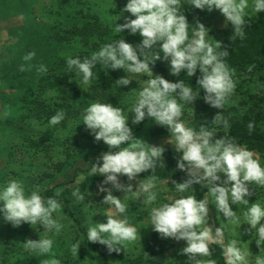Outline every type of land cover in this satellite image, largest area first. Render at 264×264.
<instances>
[{
    "label": "clouds",
    "instance_id": "clouds-1",
    "mask_svg": "<svg viewBox=\"0 0 264 264\" xmlns=\"http://www.w3.org/2000/svg\"><path fill=\"white\" fill-rule=\"evenodd\" d=\"M184 4L201 11L218 10L225 18L224 27L232 26L231 39L244 38L245 17H251L249 10L264 12V0H127L123 12L130 16L123 24H115L114 29L118 33L128 30L132 35L139 34V44L133 46L120 38L103 45L90 58H66L67 69L75 70L79 77L76 83L80 88L97 81L94 71L97 64L104 69L124 71L126 75L116 80V88L127 87L133 81L139 85V90L132 91L135 99L127 114L120 107L99 101L91 103L81 113L82 124L90 134L97 142L103 141L109 147L107 152L96 158L90 170L91 176L103 177L97 194H104L100 205L107 206V210L102 213L97 207L100 205L91 201L85 205V209L91 212L86 238L88 243L106 246L109 254L119 253L122 245L137 238V228L129 222L126 214L127 200H137L145 206L154 205L157 201V177L150 175L139 179V176L149 170L154 171L156 161L163 159L165 148L149 145L134 136L128 125L129 113H133V125L151 118L168 130L170 138L166 143L179 154L176 168L187 176L182 182L172 181L176 197H169V202L151 207L152 230L162 239L185 241L182 254L188 258V264H216L209 258L210 244L222 248L224 264H251L250 252L240 246V240L232 239L225 243V227L213 230L209 226V205H214L217 213L223 214L227 220L225 225L239 228L247 224L253 230L256 246L264 252V205L258 201L250 204L248 199L252 196L249 184L264 186V166L246 145L215 134L218 126L225 129L230 126L220 110L236 87L234 69L223 59L229 55L228 51H217L222 45L209 36L210 30L199 22L195 26L188 23ZM35 55L34 51L30 52L23 60L29 62ZM157 61L167 62L173 76L186 72L190 78L199 71V90H194L184 80L170 82L161 75H154L152 67ZM24 70L22 65L20 71ZM38 71L46 74L47 67L41 65ZM200 90L204 92V103L219 111L210 126L200 125L197 131L187 126L182 117L184 105L200 98ZM65 118L66 113L61 109L48 123L56 126ZM248 128L251 132L254 124L249 123ZM120 177L137 183H121ZM84 181L86 177L81 175L77 184ZM194 185L207 188L202 199L196 197ZM114 190L124 193L123 198L114 196ZM71 195L77 203L85 201L81 187H76ZM238 205L245 206L243 222L238 211L232 209ZM62 207L57 198L42 196L39 188L27 191L18 179H10L0 185V219L13 227L27 223L35 226L33 228L41 225L42 233H59L63 225L54 214H58ZM98 212L107 218L106 223L93 222L92 218ZM53 245L54 239L48 235L23 243L26 251L40 256L50 254ZM80 247L79 241L72 244L73 256L77 257ZM53 264L59 262L53 261ZM256 264H264V260H257Z\"/></svg>",
    "mask_w": 264,
    "mask_h": 264
},
{
    "label": "rangeland",
    "instance_id": "rangeland-1",
    "mask_svg": "<svg viewBox=\"0 0 264 264\" xmlns=\"http://www.w3.org/2000/svg\"><path fill=\"white\" fill-rule=\"evenodd\" d=\"M126 3L127 0H0V185L10 179H18L29 192L39 188L40 194L45 198L50 197L48 192L54 189L56 193L59 192V201L63 205L60 212L54 214L63 225L62 230L56 234L42 233L44 229L41 225L33 228L35 226L32 227L24 223L19 227H13L10 223L0 219V264H45V262L53 264V261H58L59 264H127L124 258L134 259L142 249L144 250L143 242L152 230L149 215L151 207L169 202V197L177 196L172 181L179 183L187 179L185 172L175 168L173 178L157 181L158 198L154 205L145 206L140 201L127 200L129 207L126 214L129 222L137 228V238L135 241L122 245L123 248L121 247L119 253L108 254L107 263L103 254L106 251L102 248L104 245L87 241L86 231L91 212L85 209V205L89 201L100 205L103 200L104 194H97L103 177L91 176L90 170L92 164L96 162V158L107 152L109 147L103 141L97 142L85 125L83 130L79 129L78 123H81V120L78 122L70 118L66 122L62 121L59 125L50 126L47 120L48 114L41 110H35L37 99L57 107L56 103L61 102L59 97H63V94H60L58 90L61 86L70 93L78 90L88 92L95 83L93 81L90 85L80 88L76 83L79 81V77L63 79V74L68 71L64 59L69 56L74 57L80 51L89 50V46H85L80 37L71 38L69 42L62 41L67 37L66 32L73 31L75 27H81L86 23V20L92 22L99 20L100 24L114 30L121 38H125V35L133 36V38H129V41L125 40L127 43L133 46L140 43L139 34L132 35L128 30L118 33L114 29L115 24H123L125 18L130 16L129 13L123 12ZM183 7L188 23L191 26H195L197 22L204 24L210 30L209 36L215 41L220 42L225 29H232L231 24L224 27L225 18L218 10L212 12L203 10L205 19L198 20L197 15L200 10L193 8L190 4H184ZM249 12L251 17H245L246 25L254 20L264 21V12L255 13L251 10ZM189 35L191 36V30H189ZM109 39L108 43H112L119 38L111 35ZM33 51L36 53L35 57L31 61L25 62L23 57ZM162 63L168 65L167 62ZM22 65L25 67L23 72L20 71ZM41 65L47 67L46 74L39 73L38 69ZM94 71L97 73L98 80L104 76L102 73L108 75V71L111 69H104L100 65ZM73 72L75 73V71ZM153 74L159 75L155 72ZM49 75H51L52 82H55V79L59 82L55 87L47 86L46 90L41 89L42 79ZM125 75L124 71L120 70L114 81L116 82ZM199 75L197 72L193 77L198 78ZM193 77H187L185 72L178 80H184L195 90L198 86L186 81L187 78L192 80ZM142 79L146 80L147 77ZM47 82L44 81L43 84H47ZM241 87L258 96L263 95L264 83L262 81L249 78L247 81L241 82ZM120 89L125 95V108L122 110L124 114H127L131 111L132 102L135 99L132 91L139 90V85L133 81L129 86H121ZM202 91L200 90V98L183 107L182 118L189 127H192L191 120L195 108L203 99ZM79 98L76 100L77 103L84 99L82 96ZM87 100L85 102L87 106L97 102L92 98ZM230 105L238 108L245 107L244 110L247 107L248 110L250 108L249 104L235 90L225 103L226 107ZM133 115V113H129L128 125L137 128L139 124L131 123ZM258 120L263 125L262 130L264 131V121L260 118ZM144 125L145 129L135 135L137 139L149 145L163 146L165 148L163 159L168 155L173 158L179 157L174 147L166 143L170 138L169 132V135L156 138L158 140L154 141V134L151 130L156 123L149 118L145 120ZM251 151L256 154V158L264 166V152ZM149 173H153V170H149L145 174L141 173L139 179L150 176ZM81 175L86 177V181L77 184ZM70 180L71 182L66 183ZM120 182L133 185L137 183V181H128L127 177H120ZM59 185L61 187H58ZM76 187H81V192L85 194L84 202L77 203L72 197L71 193ZM193 187L196 197L202 199L207 188L200 185ZM61 189L63 191H60ZM249 191L252 193V196L248 198L250 204L258 201L264 205V186L251 183ZM113 195L122 199L124 193L114 190ZM97 207L102 213L107 210V206ZM232 209L238 211L243 222L242 213L245 206H232ZM92 219L94 223H106L107 220L99 212ZM224 223H227V220L223 214L217 213L214 205H209L208 224L213 227V230L216 227H225V243L232 239L240 240L242 243L240 246L246 252H250L251 264H256L257 260H264V252H261V249L256 246L253 230H250L247 224L238 228L236 225H225ZM45 235L54 239L50 254L40 256L24 249L23 243L27 240H38L40 236ZM164 240L173 244L172 249L167 253L165 264H188V258L182 254V249L186 246L185 241H176L170 238ZM76 241L81 243L77 257L73 256L71 252V246ZM209 246H213L214 253L217 254V256L211 254L209 258L212 257L211 259L215 260L216 264H224L222 248L216 244Z\"/></svg>",
    "mask_w": 264,
    "mask_h": 264
},
{
    "label": "trees",
    "instance_id": "trees-1",
    "mask_svg": "<svg viewBox=\"0 0 264 264\" xmlns=\"http://www.w3.org/2000/svg\"><path fill=\"white\" fill-rule=\"evenodd\" d=\"M204 15L205 13L200 10V13L197 15V19H205ZM66 34L67 37L62 39V41L69 42L71 41V38L80 37L82 41H84L83 44L85 46H89L88 51H80L78 55L73 57L75 58L76 56H79L81 59L85 57L90 58L91 55H93L102 47L100 43L105 45V43L107 44L108 41H110L109 36L111 37V35H114L116 38H121V36L116 34L114 30H111L110 28L100 24L99 20H95L93 22L86 20L84 25L81 27H75L73 31H69L68 33L66 32ZM222 35L223 37L220 39L222 47L217 49V51H228L229 55L223 59L227 62L230 68L234 69L233 78L236 83L234 90L245 102H247V104H249L250 108L248 110L247 107V109L244 110L245 107L238 108L232 105L226 107L224 105L223 109L220 111L222 112L223 117L228 120L230 126L227 129H225L222 125L217 127L215 134L217 137L232 138L237 143L246 145L250 150H256L263 153L264 131L262 130L263 125L259 123L258 118L264 121V89L263 95L258 96L256 93H250V90H246L244 87H241V82L247 81L250 78L251 80H256L259 82L262 81V83H264V21L254 20L248 22L245 26L243 39H240L239 37L231 39L233 30L229 28L225 29ZM129 38H133V36L125 35L124 39L129 41ZM212 42L215 43V41ZM64 63L66 64V59H64ZM99 66V64L96 65V67ZM73 71L75 70H68L66 73H64L63 79L74 78L76 73ZM119 71L120 70L108 71V75L102 73L104 76L95 81L94 85L88 90V92H80L78 90L70 93L65 87L61 86L58 90L60 91V94H63V97H59L61 102L56 103L57 107L50 106L49 104H45L44 101H39L37 99L35 102V110H41V112L47 113V120L49 121V119L55 115L58 110L62 109L67 114L64 121L66 122L70 118L73 121L75 119L78 122L81 120V123H78V125L79 129L83 130L84 125L82 124L81 113L86 107H88L85 105V102L88 101L87 99L92 98L94 101L97 100L101 103H111L114 107H120L121 109L125 108V95L122 94L120 87H115L114 83ZM152 71L163 76L170 82H176L179 77L183 76L185 73L181 72L179 76H173L170 74L169 66L159 61H157L152 67ZM42 80L43 83L44 81L48 82L47 84L41 83V89H45L47 86L55 87L59 82V80L56 81V79L55 82H52L51 75L44 77ZM192 80L188 78L186 79V81L192 85L195 84L198 86L197 77H193ZM202 94L204 96L203 91ZM80 96L84 97V99L83 101L77 103L76 100H79ZM217 111L219 110L211 108L209 105L204 103L202 99L199 106L195 108V113L193 119L191 120L192 127L198 131L200 125L210 126V123ZM145 120L142 121L137 128H132L129 126L132 129L134 136L145 129ZM249 123L254 124V128L251 130V132L248 128ZM151 132L154 134V141L158 140L156 138H162L169 135L165 127L157 124L152 126ZM176 161L177 158H173L172 156L168 155L164 158V160L156 161L155 170L153 173L149 174L155 175L157 177V181L171 179L174 176ZM69 182H71V180L66 183ZM58 187H61V185ZM48 195L50 197L57 198L58 200L60 199V196H57V193L54 191V189L49 191ZM143 246L144 250L142 249L136 258H124L125 263L165 264L168 257L167 253L172 249L173 244L168 243L166 240L162 239L158 233L151 230L148 237H146L145 241L143 242ZM213 246H209L211 254L212 256H217V254L214 253ZM102 248L106 250L103 254L105 255L106 261L108 263L107 258L109 252L107 251L106 246H103Z\"/></svg>",
    "mask_w": 264,
    "mask_h": 264
}]
</instances>
